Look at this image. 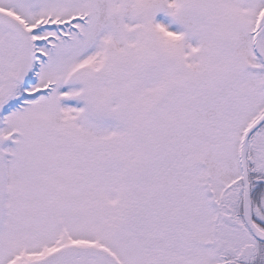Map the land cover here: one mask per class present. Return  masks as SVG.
Returning a JSON list of instances; mask_svg holds the SVG:
<instances>
[{"label": "snow or ice", "instance_id": "6c2138e0", "mask_svg": "<svg viewBox=\"0 0 264 264\" xmlns=\"http://www.w3.org/2000/svg\"><path fill=\"white\" fill-rule=\"evenodd\" d=\"M0 264H264V0H0Z\"/></svg>", "mask_w": 264, "mask_h": 264}]
</instances>
